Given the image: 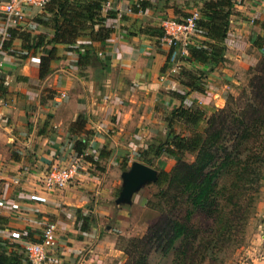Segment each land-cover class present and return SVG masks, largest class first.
<instances>
[{
	"label": "crops",
	"instance_id": "obj_1",
	"mask_svg": "<svg viewBox=\"0 0 264 264\" xmlns=\"http://www.w3.org/2000/svg\"><path fill=\"white\" fill-rule=\"evenodd\" d=\"M137 1L107 0L106 9L115 15L108 20L113 33L105 43L92 44L94 54L87 66H78L77 52L66 51L60 45L57 55L60 59L50 65L48 75L40 78L39 59L47 55L50 46L34 53L23 49V41L17 37L2 53L0 228L27 232L31 240L38 241L47 221L57 223L59 250L57 255L56 251L48 255L43 264H74L77 259L75 264H94L91 258L104 242L100 229L90 227L82 232L76 226L78 214L86 216L82 208L87 204V188H95L98 183L92 184L87 173L81 172L65 189L49 192L39 184L46 169L80 157L74 151L78 140L86 144L83 155L94 161H125L131 148L138 147L140 152L146 147L153 124L180 101L174 96L183 90L174 82L176 75L166 86L160 81V77L168 75L166 61L169 66L170 56L167 47H159L158 37L150 31L159 27L153 19H162L155 18L156 10L149 7L140 15L128 13V7ZM239 1L241 8L236 9L230 20L225 58H231L230 53L235 50L240 53L235 58L237 67L245 68L261 56L253 41L262 35L264 0ZM185 2L190 3L168 2L165 5L168 16L179 15L180 19L187 16L175 11L182 5L188 10ZM191 11L198 9L187 12ZM29 13L34 18L43 12ZM42 32L44 29L37 26V31L29 34L38 36ZM194 39L200 42L201 38L195 34ZM77 43L89 44V40L81 38ZM179 64L178 72L190 68L183 60ZM76 122L78 125L73 127ZM261 238L264 240V234ZM8 243L0 234V248L5 250ZM15 245L19 244H13L9 250L25 260V254ZM89 253L92 255L88 256Z\"/></svg>",
	"mask_w": 264,
	"mask_h": 264
},
{
	"label": "trees",
	"instance_id": "obj_2",
	"mask_svg": "<svg viewBox=\"0 0 264 264\" xmlns=\"http://www.w3.org/2000/svg\"><path fill=\"white\" fill-rule=\"evenodd\" d=\"M106 3L107 0H50L42 9L43 13L33 18L35 26L44 29V33L31 36L29 33H20L12 29L4 49H9L17 37L22 39L23 49L34 53L50 46L47 55H42L39 59L40 78L48 75L51 72L50 65L60 59L57 56L60 45L65 46L66 51L77 52L78 66H87L94 54L92 44L105 43L113 33L108 20L115 15L106 9ZM148 6L147 2L142 1L143 11ZM137 11L138 9L132 6V12ZM198 13L195 33L201 38L200 44L195 41V44L188 46L186 57L182 59L185 64L197 69L181 68L176 76L174 75V82L187 90L186 96L190 92H203L204 86L200 83L204 74L202 68H214L224 62L230 20L236 9L231 0H204L200 3ZM260 29L262 35L254 39L253 46L261 52V59L255 62L256 68L248 85V94L243 93L242 100L240 98L236 101L234 108L214 112L208 118L207 129L199 127L205 115L201 109L182 111L178 107L170 113H165L163 116L166 126L165 140L156 146L148 145L139 152L138 162L150 167H153V162L162 155L179 158L172 172L168 173L163 169L157 172L154 184L161 191L167 184V189L173 188L176 192L175 199L180 197L187 205L184 221L171 218L164 226L168 227L167 231L157 227L156 232L152 234L154 252L158 251L165 255L176 240H186L189 234L187 223L196 212H204L215 220L227 214L226 206L217 203L220 190L227 189L229 195L226 203L233 202L235 203L233 206L237 207L238 202L244 198V193L258 187L264 168V23H260ZM150 33L158 38L162 36L159 27L151 29ZM81 38H87L89 44H78ZM168 63L169 61H166L167 68ZM251 68L252 64L249 71ZM1 82L0 80V92L3 86ZM184 96L178 99L183 102L186 98ZM177 117L194 127L196 131L191 137L181 136L175 131ZM79 120L81 117H78ZM76 124L77 122L73 127L78 125ZM78 129L83 130L82 127ZM84 146L86 144L83 140L75 142L74 151L77 156H84L82 152ZM186 154L195 155V160L192 163L184 162L182 158ZM87 160L94 161L88 156ZM124 162L127 167V161ZM221 180H226L227 188L222 186L223 189H220ZM77 221L81 222L80 231L90 230L91 224L87 216L78 214ZM226 227L227 224L223 223L217 228L207 244L218 245L226 239L228 235ZM23 238L33 241L29 234ZM132 242L135 245H142L141 258L132 264H143L147 257L143 252V240ZM15 246L19 248V245ZM7 248L6 246L5 250L0 251V261L5 264L26 263V259L23 260L22 256L19 257ZM178 258L180 263H186L185 250L178 253Z\"/></svg>",
	"mask_w": 264,
	"mask_h": 264
},
{
	"label": "rangeland",
	"instance_id": "obj_3",
	"mask_svg": "<svg viewBox=\"0 0 264 264\" xmlns=\"http://www.w3.org/2000/svg\"><path fill=\"white\" fill-rule=\"evenodd\" d=\"M143 1L149 4V9L156 10L154 11L155 18L180 19L179 15L168 16L165 10V5L174 0ZM187 1L190 2H185V8H189L188 10L184 9V5L179 7V10L175 9L177 13L180 12V15H187V11L198 9L199 3L204 0ZM153 22L159 23L160 20L153 19ZM197 43L200 44V42ZM247 52H250V49ZM226 54L227 52H225V56ZM230 54H232L231 58L224 57V62L214 68H202L204 70L200 79V83L204 86L202 93L190 92L186 96L187 90H180L177 92L178 95L174 96L179 98L185 95L184 102L179 101L176 106L171 105L167 113L178 107L182 111L201 109L205 115L200 121L199 127L207 129L208 118L214 112L227 111L230 107L234 108L236 101L240 98L242 100L243 93H245L244 95L248 94V85L254 75L258 60L252 64L253 68L249 71L250 68L246 70V67H237L235 58L240 53L234 50ZM175 62H178L177 65L181 63V61H173V63ZM170 67L169 64L167 69L169 70ZM188 69L195 70L197 68L190 67ZM166 76L164 77L166 78ZM172 77L169 78L172 79ZM161 83L166 86L169 81L162 80ZM175 120L174 129L181 136L191 137L195 133L194 127L184 123L181 118L177 117ZM165 127L163 118L159 117L158 121L153 124V131L148 138L146 147L148 145L156 146L165 140ZM135 157H131L132 162L135 161ZM182 160L192 163L195 160V155L186 154ZM85 161H88L85 155L76 159L80 173H87V177L92 179L91 183H98V186L92 189L87 188V204L82 209L88 217L91 227L100 229V237L102 236V240H104L95 257L91 258L95 261L94 264L134 263L136 259L141 258L142 245H135L132 240H143L145 245H143V252L147 254L143 264H257L258 261H264V240L261 238L264 234V168L258 187L244 193V198L238 202L237 207L233 206L235 204L233 202L226 203V198L229 195L228 190H220L217 195V203L226 206L227 214L215 220L204 212H196L187 223L188 238L176 240L167 254L162 255L158 251L154 252L155 243L151 240V236L156 232L157 227H161L162 231H167L168 227L164 226L171 218L184 221L187 205L180 197L175 199L176 192L173 191V188L167 189L166 184L161 191L153 182L143 185L132 196L131 201L118 203L117 199L122 187L121 175L129 169L132 162L125 167L124 160L105 159L99 160V162H90L89 165ZM177 161L179 158L162 155L153 162L152 168L157 172L163 169L169 173L172 172ZM222 186L227 188L226 180H221L220 189H223ZM133 197L134 200H132ZM223 223L227 224L226 239H223L218 245L207 244L215 230ZM76 226L80 228L81 222L79 221ZM8 244L6 246L9 248L15 243ZM2 250L1 248L0 251ZM58 250L59 245L55 254ZM184 250L187 260L186 263H180L178 253ZM89 255L92 254L89 253ZM99 256L100 259H98ZM77 261L78 259L75 263Z\"/></svg>",
	"mask_w": 264,
	"mask_h": 264
},
{
	"label": "built area",
	"instance_id": "obj_4",
	"mask_svg": "<svg viewBox=\"0 0 264 264\" xmlns=\"http://www.w3.org/2000/svg\"><path fill=\"white\" fill-rule=\"evenodd\" d=\"M50 0H3L1 4V31H0V68L4 61L2 53L5 51V42L10 39V30L33 33L37 31V27L33 23V18L30 16V11L42 9L49 3ZM234 8H241L239 0H231ZM142 0L134 2L138 11L137 14H143L141 9ZM132 6L128 7L127 12H132ZM199 18L197 11H191L187 16L180 20L163 19L159 22V28L162 31V36L158 38L159 47L166 46L168 49L167 56H170V68L166 78L160 77V80L170 81L171 78L179 70L178 62L186 57L187 47L195 44V22ZM253 21V20H252ZM250 68L246 64V70ZM139 156L137 147L130 149L127 161L132 162L131 157ZM77 158H71L66 164L53 165L46 169L40 178L41 187L46 191H61L68 187L74 180L81 176L80 167L76 162ZM134 162V161H133ZM0 234L9 241L10 244L18 243L19 249L25 254V264H43L48 255L54 253L59 245L58 225L55 222L47 221L41 230L38 241L25 240L23 237L27 232H9L5 228H0ZM13 246V245H12ZM10 249V248H8Z\"/></svg>",
	"mask_w": 264,
	"mask_h": 264
},
{
	"label": "water",
	"instance_id": "obj_5",
	"mask_svg": "<svg viewBox=\"0 0 264 264\" xmlns=\"http://www.w3.org/2000/svg\"><path fill=\"white\" fill-rule=\"evenodd\" d=\"M122 187L117 199L118 203L131 201L132 196L145 184L155 182L157 171L141 162L134 161L122 175ZM0 264H5L0 261Z\"/></svg>",
	"mask_w": 264,
	"mask_h": 264
}]
</instances>
